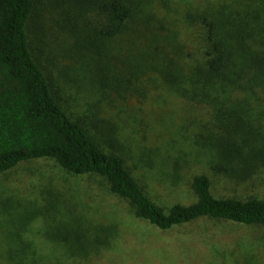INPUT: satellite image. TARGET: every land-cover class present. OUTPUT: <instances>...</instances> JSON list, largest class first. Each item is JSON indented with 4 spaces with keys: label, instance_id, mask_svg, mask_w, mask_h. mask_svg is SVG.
<instances>
[{
    "label": "trees",
    "instance_id": "trees-1",
    "mask_svg": "<svg viewBox=\"0 0 264 264\" xmlns=\"http://www.w3.org/2000/svg\"><path fill=\"white\" fill-rule=\"evenodd\" d=\"M46 1L0 0V177L49 161L68 176L101 179L136 219L160 231L200 220L264 229V196L216 197L203 173L190 177L193 202L157 205L134 177L117 126L67 102L42 59L43 37L36 38L45 20L60 38L74 37L66 54L74 50L67 55L98 95L114 92L121 111L127 95L145 98L160 82L200 107L190 149L179 148L176 161L189 158L176 166L202 160L214 177L247 184L264 170V0H224L183 13L161 10L158 0ZM181 22L196 29L190 52L179 40ZM88 107L97 116L98 106ZM159 154L156 164L138 157L142 169L169 168ZM52 196L43 197L46 204Z\"/></svg>",
    "mask_w": 264,
    "mask_h": 264
},
{
    "label": "rangeland",
    "instance_id": "rangeland-1",
    "mask_svg": "<svg viewBox=\"0 0 264 264\" xmlns=\"http://www.w3.org/2000/svg\"><path fill=\"white\" fill-rule=\"evenodd\" d=\"M222 1L157 2L161 10L168 6L183 13ZM42 24L36 32V38L40 35L45 42L39 47L41 56L55 72L67 102L81 114L88 110V116L117 126L115 137L125 146L127 158L130 156L134 177L157 205L168 208L193 202L189 181L199 173L210 178L216 197L264 196V170L259 179L239 185L211 175L202 167V160L189 162L184 169L176 166L189 158L183 154L176 161L182 154L177 153L179 148L190 149L191 127L203 116L200 107L169 93L160 82L148 87L145 98L127 95L121 111L114 92L98 95L78 59L71 60L74 50L66 54L74 37L60 38L61 31L49 29L51 21ZM194 30L182 22L178 26L179 40L187 52L192 51ZM92 105L98 106V117L88 107ZM158 151L159 157H168L170 167L142 169L138 157L156 164ZM50 195L46 204L43 197ZM0 264H264V229L200 220L160 231L136 219L126 202L108 194L101 179L71 177L52 162L43 161L20 165L0 177Z\"/></svg>",
    "mask_w": 264,
    "mask_h": 264
}]
</instances>
